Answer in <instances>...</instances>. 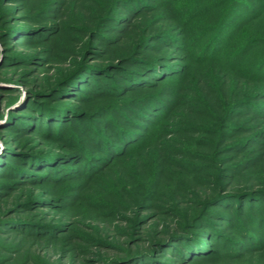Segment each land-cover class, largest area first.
I'll return each instance as SVG.
<instances>
[{"label": "trees", "instance_id": "obj_1", "mask_svg": "<svg viewBox=\"0 0 264 264\" xmlns=\"http://www.w3.org/2000/svg\"><path fill=\"white\" fill-rule=\"evenodd\" d=\"M158 1L0 0V43L3 46L0 75L2 70L28 68L17 78L26 88V100L0 115L3 121L0 123L3 144L0 154V234L5 239L10 237L12 243L10 246L0 243V264H14L16 255L22 252L34 254V251L38 252L42 264L105 263L102 255L108 248L124 254L108 257L112 264H145L150 259L156 264H192L197 260L220 261V249L224 244L230 247L228 256L240 259L254 250L263 249L264 242L255 237L254 232L243 229L240 232L245 236L242 241L227 242L228 238L208 220L211 216L222 217L216 211H210L211 208L235 202L233 206H237L238 213L245 217L249 214L248 204H260L264 199L261 198L264 197V171L257 179L253 178L252 167L256 160L248 159L254 153L251 148L256 136L260 135L264 144V129L257 135L248 136H239L244 125L226 130L227 123H232L241 108L249 109L248 104L255 93L240 103L226 106L234 98V91L225 87L230 78L228 72L236 71L226 62H231L227 59L229 54L223 55L225 60L222 56L215 57L217 53L223 54L226 45L220 44L225 39V29L234 23V19L245 20L243 12H250L252 18L262 14L243 0H190L187 3L169 0L171 10L163 11L167 30L160 32L159 29L151 34L157 25L149 14L158 7ZM258 1L264 4V0ZM124 9H127V15L114 14ZM214 16L215 20L210 22L208 18ZM191 25L197 35L194 39L186 37V31L179 33L180 29L185 30ZM109 27V31L118 30L117 35L104 34ZM156 38L177 50L187 52L191 47L200 65H174L187 55H173L174 59L169 63L168 58L152 57L145 49ZM254 40L258 39L249 40V43ZM106 41L108 46L102 48L101 44L105 46ZM26 44H35L40 49L16 51ZM212 53H215L214 57ZM105 58L107 62L96 64ZM260 65H264V60L257 68ZM42 68L47 72L42 73ZM182 71L189 73L182 76L185 84L182 89L193 94L195 99L210 103L203 113L204 119L195 117L194 107L188 101L175 102L169 110V119L171 124L181 125L176 130L181 128V132L171 137L164 132L154 136L151 128L159 121L155 122L150 115L166 106L160 97H144L133 101L137 109H129L128 101L107 104L109 113L104 116H110L111 131H96L91 123L97 116L93 111L98 107L92 108L96 99L147 89L170 74L180 75ZM213 75L222 81L220 86L211 84ZM251 78L245 77L256 82L260 92H264V80ZM101 79H109L110 90L101 88ZM95 87L94 96L87 95ZM2 96L6 98V95ZM72 100L80 101L82 105L72 103ZM16 101L17 98L11 103ZM64 101L69 103H62ZM32 102H37L38 107L30 105ZM118 105L127 108L120 111ZM255 108L259 114L256 116L264 119V111ZM126 110L132 111L138 120L128 117ZM118 115H121L119 121ZM217 121L219 124L223 121L221 130ZM167 124L170 123L164 126ZM75 126L79 127L82 136L88 135L90 139L78 138ZM56 127L60 129L55 131ZM191 128L203 130L210 141L187 135V129ZM35 135L42 140L41 144L48 138L54 144L79 139L81 144H87V148L104 145L102 150L106 155L98 156L81 145L71 150L61 149L64 152L51 145L41 150L36 146L29 150L12 146L22 138ZM29 142L30 139L25 144ZM199 146L213 153L208 159L216 174L209 173L210 180L204 183L199 177L184 176L185 171L203 170L189 163L179 164L183 169L179 171L181 173L169 171L168 167L173 168L171 164L178 167L172 162V155L183 154L176 148L198 149ZM261 150L264 156V145ZM224 154L229 157L224 158ZM86 162L91 164L87 171L77 169ZM49 172L51 175H47ZM76 174H83L85 181L74 186L80 193L69 205L66 197L72 194L67 189L73 185L68 182L75 180ZM262 206L259 209L264 208ZM54 211L55 217L65 215L57 221L51 215ZM146 211L151 214L144 216ZM22 212L32 214L31 219L37 222L19 224L22 229H15L10 225L9 216ZM149 220L155 223L145 226ZM249 221L244 218L239 223ZM227 227L235 231L230 220ZM259 227L256 224L253 228L259 231ZM143 230L146 232L143 247L128 248L127 240L119 238L120 235L136 236ZM13 231L17 236L10 234ZM164 254L168 259L165 262L158 260Z\"/></svg>", "mask_w": 264, "mask_h": 264}, {"label": "rangeland", "instance_id": "obj_2", "mask_svg": "<svg viewBox=\"0 0 264 264\" xmlns=\"http://www.w3.org/2000/svg\"><path fill=\"white\" fill-rule=\"evenodd\" d=\"M49 1V0H46ZM163 3L161 2V0H159L158 2L160 3L158 5V7L154 8L152 12H150L151 15L150 17H153L156 23V27L153 29V31H151V34H155L157 31L160 32L163 30H167L164 26V21H163V17H164V9L167 10L171 8L169 7V0H162ZM182 1V3H187L190 0H180ZM210 1V0H208ZM207 1V2H208ZM220 1V0H217ZM243 2H246L248 4H251V6H255L257 8V12H259L260 14H262L261 17H258L257 14L252 18L250 16V12H243V17L245 18V20H242L243 18H239V19H234V22L232 25H229L228 28H226L225 30V34L224 37L225 39L222 41L223 43H221L220 45L225 44L226 47H224L223 54L220 55V53H217L215 57L218 56H222L224 58L223 55L228 56L227 59H231V62H229L228 60H226V62L228 63V65L230 64L232 66V68L235 69L236 72L230 73V78L228 80V82L225 84V87H227V89H229L230 91H234V98L232 99L231 103H227V105H230L232 103H240L243 99L248 98L249 95H252L255 93V95L251 100V104L249 103L248 105L250 106L249 109L247 110V107L244 106L245 108H241V111L238 112V114L234 115V117L232 118L231 122L232 123H227V127L226 130L229 129L228 127H233V126H243V128H240L239 130V136H243V135H249V134H256L261 132L264 129V119H262L261 117H257L256 115V108L258 107L259 112L264 111V92H260V86H257L256 82L254 81H250L248 79H245V77L247 78H251L252 75V80H260L257 78H261V80H264V65H260L258 68L257 66L260 64V62L262 60H264V4H262L261 2H259L258 0H243ZM118 13H124V15H127V9L121 10L120 11H116L114 14H118ZM208 20L210 22H213L215 20V16L208 18ZM117 28H120L118 24H116ZM110 27L107 29V31L104 32V34L108 35V36H112L113 35H117L116 33H118V30H111L109 31ZM187 29V30H186ZM185 30L180 29V34L183 31H186L185 36L190 38V39H194L197 35L195 34V28L192 27V25L188 28L186 27ZM121 31V30H120ZM175 31V30H174ZM182 31V32H181ZM116 32V33H115ZM227 39V40H226ZM253 39H258V40H254L252 42V44H250L249 42ZM250 40V41H249ZM105 46H103V44H101L102 48H106L108 46V42H105ZM37 44V43H35ZM35 44H26V46H22L20 48H17L16 51H25V52H31L34 50H39L40 47H36ZM96 45H100V44H96ZM107 45V46H106ZM2 44L0 43V53L3 54L2 52ZM180 49L181 46H180ZM189 51L185 52L182 50H177L173 47H169L168 45H165L163 43L160 42V40L158 38L153 39V41L150 42V46L147 47L148 54L151 55L152 57H165L168 58L167 63H169L170 61L172 62L174 58H172L173 55H187L188 57L183 58L182 60H178L177 63L179 64H174L176 67L181 66L183 63L188 67L190 66H198L200 65L198 63V61H196L197 59V55L195 54V50H193L191 47H189ZM180 51V52H179ZM221 51V52H222ZM197 53L199 52L196 51ZM215 53H212V57H214ZM233 57L235 58V61H233ZM1 59V56H0ZM92 59H94L93 57L91 58V61H93ZM225 60V58L223 59ZM1 61V60H0ZM105 61L107 62V59H103V60H98L96 61V64H103L105 63ZM90 62V61H89ZM92 63V62H90ZM95 63V61H94ZM182 63V64H181ZM198 64V65H197ZM28 68H12L9 70H2V74L0 75V115H5L9 110H13L14 108H16L20 102H23L24 100H26V88L25 86L22 84V82H20L17 78L23 74L24 71H26ZM47 72L46 70H44V68H42V73ZM51 74V72H50ZM183 74H189L187 71L184 73L182 71V73L180 75H171L170 77L160 81H157L156 85L153 86H147L146 88H141V90H133L132 92H130L128 95L126 94H120L117 96H110L108 98H98L94 101V105L92 106V108L94 107H98L93 111V114H96L97 116H95L92 119V124L95 127L96 131H102L103 133L108 129L109 131H111V128L109 127V117L110 116H104L106 113H109L108 107L106 106L107 104L110 103H118V102H124V101H128L130 103H128V105H126L127 107H129V109H137L134 105L133 101H137L140 100L142 98H154V97H160L162 104H164L166 106V108L164 107H159L158 110L153 111V114L150 115L151 118L155 121L158 122L157 124H155V126L153 128H151V132L154 136L159 135L161 132L166 133L167 136H172L176 133H178L179 131L181 132V128L180 130H177L178 127H181V125H177L176 122L171 124V120L169 119V115L170 112L169 110H171V107L173 106V104L175 102H178L180 104H182L183 100L188 101L191 105H193V114H195V117L203 118V113H205V111L207 110L206 108L208 106H210V103L206 101L203 103L201 100L199 99H195L193 94H189L188 92H185L184 89H182V87L185 85L184 82H182V76ZM46 75H48V73H46ZM2 76V77H1ZM212 76V74H211ZM1 78H6L9 80L6 81H2ZM11 78V81H10ZM16 78V79H15ZM14 79V80H13ZM102 83H100L101 88H105L106 90H110L111 89V85H109V79L107 80H103L101 79ZM151 81V80H150ZM211 84L215 87H218L222 84V81L217 78L215 75H213L212 79L210 80ZM109 86H108V85ZM7 89V90H6ZM96 87L93 88L91 93H87V95L90 96H94L93 94L96 92L95 91ZM2 90L4 91H8L6 93H4ZM12 93H9V92ZM3 95H6V98ZM148 96V97H147ZM114 97V98H112ZM18 99V101L11 103L12 101H14L15 99ZM80 100V99H79ZM86 100V99H85ZM70 101V100H68ZM82 101V100H81ZM62 103H69V102H62ZM71 103V102H70ZM72 103H77V105H82L80 101L77 100H72ZM71 103V104H72ZM12 104V105H11ZM125 104V103H124ZM243 104V103H242ZM10 105V106H9ZM30 105H33L35 107L37 106V102H32V104L30 103ZM241 106V105H240ZM239 106V108H240ZM127 107H123V106H119L118 105V109L120 111H124L123 109L127 108ZM168 108V109H167ZM255 108V109H254ZM262 108V109H261ZM103 109H105L103 112H101ZM100 111V112H97ZM249 111V113L247 112ZM169 112V113H168ZM125 113L128 115V117H132L131 119H135L138 120V118L132 114V111H128L126 110ZM201 113V114H199ZM253 117H257L253 118ZM121 118V115H118L117 121H119ZM252 120V121H251ZM247 121H250L251 123H248ZM3 122L0 119V123ZM219 124V121H217ZM223 122V121H222ZM220 122L219 127L221 130V124L223 125V123ZM166 123H170L167 124L166 126H164ZM87 125V124H86ZM41 125L38 126V129H40ZM72 126H69L68 129H71ZM218 127V128H219ZM217 128V129H218ZM47 129L46 127H44V130ZM58 129H60L59 127H56L55 131H57ZM209 129H213V127H209ZM75 130L77 132H75L77 134L78 138L83 137V139H85V141H88L90 138L88 137V135L82 136L81 131L79 130L78 126H75ZM60 131V130H59ZM228 131V130H227ZM107 133V132H105ZM111 133V132H110ZM16 133H14L15 135ZM187 135L193 137L196 140H201V139H207V136L204 134L203 130H200L199 128H191V129H187ZM28 139H30V142L28 144H25ZM209 140V139H207ZM91 141V140H90ZM210 141V140H209ZM42 140L35 136H27V138H22L20 142L17 143H12V146H18L20 148H24L28 149L30 147H35L36 149H46V147H48V145H51L52 147H59V151L60 152H64L61 149L64 150H68V149H72L74 146H79L81 145L83 148H87V144H81L82 142H80L79 139H75L73 142L68 143L67 139L66 140H61L60 143H56L54 144V141L46 138L44 139L43 144H41ZM62 143V144H61ZM42 145V146H41ZM263 138L258 135L256 136V141L253 143L251 150L254 151V153L250 154L248 159L250 161H255L254 166L252 167V173H254L253 178L257 179L259 176H261L262 171H264V156H263V150H261L262 146H263ZM13 146V147H15ZM64 147V148H63ZM104 148V145L101 147H95L93 146L92 148H87L88 150H91V153L93 152L94 154L99 155H106L105 152L102 150ZM3 149V144L0 141V154L2 152ZM31 149V148H30ZM181 149V150H180ZM176 148V150L180 151L182 154V156H177L176 154L172 155V162L177 163L178 167H175V164H171L170 167L175 168L174 170H172L171 168L168 167L169 171H174L175 173H181L179 171L183 170L181 169V167L179 166H185V163H189V164H193L198 168L203 169L201 172L195 171V172H187L185 171V174H183L184 176H194V177H199L200 179L203 180V182L205 183L206 180H210L211 178L209 177V173H212L213 175L216 174V169L213 168V164L212 162L208 159V157H213V153L210 150H206V148L204 146H199L198 149H194V148H188L186 147L184 148ZM35 150V149H34ZM188 155V156H186ZM224 158L225 157H229V155L224 154ZM208 159V160H207ZM79 165V164H78ZM199 165V166H198ZM91 164H88V162H86L85 164H83L82 166L80 165L77 169H85L87 171V167H90ZM68 167V166H67ZM73 167V166H71ZM80 170V171H81ZM84 170V171H85ZM188 170V169H187ZM51 171V170H50ZM186 172L188 175H186ZM244 174H247L246 172H244ZM47 175H51V173H47ZM83 174H76V176H74L73 178H76L73 181L68 182V185H73L70 189H67L68 186H65L64 188L68 190L69 193H71L72 195H69L66 197V202L70 205L73 202H75L74 197H77V193H80V190H78L77 188H75L74 186L82 184L85 179L83 178ZM244 180V179H243ZM242 180V181H243ZM74 187V188H73ZM79 187V186H78ZM40 189V188H39ZM19 195V194H18ZM24 196V194H22V197ZM258 197H261V194H258ZM264 198V197H261ZM260 198V199H261ZM152 201H149V203H151ZM235 202H232V204L228 205H224V206H219L217 208H211L210 211H216L217 213H219V215H221L222 219L219 217H208V220L210 221V223H214V227L218 228V231H221L222 234H224L228 240L227 242L231 241L232 243H236L239 241H242L244 239L245 236H242L240 234L241 230L245 229L250 233L255 234V237H257L258 239H260L261 242H264V208L259 209L263 204H264V199H262V201L257 202L255 204V202H252L250 204H248L246 206L247 209V213L245 217L243 216V213L239 214L238 213V208L237 206L234 207ZM56 205H59L58 203H56ZM264 207V206H262ZM64 210V209H63ZM52 211V210H51ZM61 211V210H58ZM65 211H62V213ZM151 214V212H144V216L145 215H149ZM51 215L55 217L56 213L51 212ZM62 215L64 216V214H61L58 217H55L57 219V221L62 219ZM214 215V214H213ZM218 215V214H217ZM9 221H10V225H13V227H15V229H22L23 226H20L19 224H25L27 225L28 222H37V220H32V214H26V212H22V213H15V214H11L9 216ZM245 218V221H249V218H251V220L249 221V223L247 224H242L239 223V221H243V219ZM65 219V218H64ZM211 219V220H210ZM229 220L232 222V225L235 227V231L233 229H229V227H227V222H229ZM148 222V223H147ZM145 226H148L150 223L151 225H153L155 222L153 220H149L147 221ZM221 223V224H219ZM258 224L259 227V231H257V229H254L253 227L256 226V224ZM242 224V225H241ZM17 225V226H16ZM125 225V224H124ZM220 225V226H218ZM18 227V228H17ZM146 228H144L145 230ZM143 230V232H141V234L136 236L133 235H129L128 237L120 235L119 238H123V240H127L128 243V248H130V246L133 249H137L139 247H143V244H145V240L144 237L146 235V232ZM15 231V230H14ZM11 232L10 234H13L14 236H17V232ZM207 232V231H205ZM4 237V236H3ZM0 234V243H5V245L10 246L11 243V238H3ZM118 239V238H117ZM121 240V241H123ZM119 241V240H118ZM225 242L224 240L222 241V243ZM227 244V243H226ZM221 246V245H220ZM230 247L227 248V245H223V247L221 246V255L222 257H220V261H213V260H205L203 262H200L199 260H197L196 262L192 263V264H264V246L262 247V250H258V251H253L252 254L248 255L246 258L240 259V258H234L231 256H228L229 252H230ZM113 248H108L107 252H103L100 255L103 256V261L105 263L100 262H96V264H112L109 262L108 257H113L116 256V254H118L119 256L124 255L123 252H116L115 250H111ZM137 251V250H136ZM37 251H34V254H27L25 252H22L19 255L15 256V261L14 264H42V262L40 261L39 257L37 255ZM166 254H164V256L158 257V260L160 261H164L168 259V256H165ZM42 258V257H41ZM151 261V264H156V262H152V260H148L146 261L145 264H149V262ZM127 263L128 262H124Z\"/></svg>", "mask_w": 264, "mask_h": 264}]
</instances>
